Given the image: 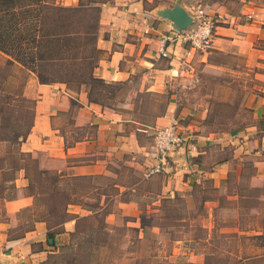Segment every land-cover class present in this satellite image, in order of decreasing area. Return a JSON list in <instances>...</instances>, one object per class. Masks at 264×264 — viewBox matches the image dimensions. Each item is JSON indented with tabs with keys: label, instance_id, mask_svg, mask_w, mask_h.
<instances>
[{
	"label": "crops",
	"instance_id": "0c3cea01",
	"mask_svg": "<svg viewBox=\"0 0 264 264\" xmlns=\"http://www.w3.org/2000/svg\"><path fill=\"white\" fill-rule=\"evenodd\" d=\"M54 1L73 7L79 0ZM176 2L193 22L199 10L216 20L210 49L197 53L196 59L206 68L219 69L220 66L207 63L211 53L242 57L246 66L256 71L257 80L264 83V0H112L102 4L97 35L102 56L94 75L106 83H125L131 89L127 99L124 97L115 109L88 102L83 88L76 93L62 83L40 84L34 73L0 53L5 65L11 61L15 76L25 75L22 95L35 102L32 127L18 152L33 154L38 170L66 179H91V187L86 188L88 185L83 183L85 187L79 189L78 198L86 201L89 194L96 195L100 206L108 212L107 223L116 215L109 209L111 205L128 212L137 209L132 198L124 201L120 197L126 193L131 197L130 192H135L132 186L141 183L160 180L147 205L152 213L158 211L163 199L183 192L188 200L195 199L199 189L211 187L212 191L203 197L208 226L216 212L226 214L222 201L234 205L229 211L239 216L235 210L238 202L245 195L255 196L254 192L264 183V96L251 100V123L246 126L224 132L207 129L208 102L194 97L199 82L184 92L177 87L185 81L178 79L189 75L182 66L187 48L179 39L182 32H175L169 21L156 15L158 10L169 9ZM176 72L178 77L174 78ZM135 81L139 82L138 87L131 86ZM131 94H154L167 100L164 115L155 120L152 128L139 130L132 122L136 110ZM69 115L70 120L59 125L61 117ZM174 121L190 133V142L168 159L163 176L145 181L147 169L155 163L153 142H149L151 130ZM17 150L0 141V264H40L65 244L64 238L75 230V220L62 225L64 233L55 236L54 246H50L53 240L47 239L45 223L35 222L27 228L32 224L28 210L34 198L26 194L25 171L11 168V157ZM120 163L138 174L139 183L124 186L115 182V168ZM247 167L252 169L249 179L242 178ZM100 180L109 181L110 185L104 188ZM106 188L115 194L106 192ZM258 199L264 201V195L260 194ZM67 212L78 217L90 215L79 204L68 205ZM237 226H222L221 230L235 232ZM11 233L14 234L10 236ZM192 258L191 262L202 263L201 257L191 254Z\"/></svg>",
	"mask_w": 264,
	"mask_h": 264
},
{
	"label": "trees",
	"instance_id": "16d2710c",
	"mask_svg": "<svg viewBox=\"0 0 264 264\" xmlns=\"http://www.w3.org/2000/svg\"><path fill=\"white\" fill-rule=\"evenodd\" d=\"M110 1L112 0H79L76 6L65 7L56 4L54 0H0V53L34 73L40 84L62 83L76 93L83 88L88 102L102 108L115 109L123 103L122 95L128 91L127 84L106 83L94 75L102 56V52L97 48L100 6ZM11 64V61L7 64L10 69ZM15 79L11 70L0 75V107L3 106L1 108L3 112H0V141L8 143L17 150L26 140L32 127L35 102L23 97V81L16 87ZM137 96L141 95L137 94ZM142 96L153 98L141 100L139 103L133 100L136 111L132 122L137 124V129L147 130L153 127L157 118L164 115L167 100L154 94ZM25 103L30 105V118L27 124H22V117L19 113H14L15 109L21 108ZM15 152L11 157V168L16 170L22 168L25 171L28 180L26 194L34 198V204L28 210L32 218V224L27 227L28 229L32 228L35 222L45 223L47 239H52L53 243L50 246H54L55 236L64 233L62 225L72 218L75 220V230L69 234L70 239L92 230L96 233L98 228H105L108 212L100 206L96 195L86 196L89 200H93V203H83L78 198L81 197L79 189L85 187L83 183L88 185L91 179H66L57 173L38 170L37 159L33 154L20 153L18 150ZM251 170L247 167L242 178L249 179ZM90 187L91 185H88L86 188ZM262 188L263 186L254 192L255 196L245 195L246 198L238 202L239 209L243 208L240 205L245 207L249 204L250 207L256 206V202H264L258 199L260 194L264 195ZM176 197L178 196L175 195L173 199ZM203 197L201 203L205 200ZM164 200L170 199H163L161 203ZM73 204H79L90 215L78 217L69 214L67 206ZM251 219L255 221L253 229L237 226V231L233 234L245 236L251 230H255L264 235V217L259 214ZM89 221H94L96 226L88 225ZM256 222H259L260 226ZM253 238L256 241L260 237L254 235ZM71 247V243H67V246L62 245L40 264L90 262L87 261L85 254L79 255L76 247L70 250ZM61 249L66 251H60ZM241 256L228 264H246L249 261L264 259L262 253L255 255L245 253Z\"/></svg>",
	"mask_w": 264,
	"mask_h": 264
},
{
	"label": "rangeland",
	"instance_id": "374dc122",
	"mask_svg": "<svg viewBox=\"0 0 264 264\" xmlns=\"http://www.w3.org/2000/svg\"><path fill=\"white\" fill-rule=\"evenodd\" d=\"M64 1L71 2L72 0ZM207 63L220 67L219 69L206 68L205 64L199 61V58H195L191 63L193 76L199 81L194 97L199 96L208 102L207 129L224 132L242 128L251 123L250 102L254 97L264 96V83L257 80L256 71L247 67L242 57L220 53H211ZM182 66L188 70L187 64L183 63ZM11 69L3 63V58L0 56V75L9 72ZM15 77L14 84L16 87L26 78L21 73L16 74ZM138 84L139 82L135 81L132 82L131 86L138 87ZM128 92H131V89L122 95V99L124 97L127 99ZM131 95L136 102L153 98ZM2 107L1 105L0 112H3ZM15 110L14 114L19 113L22 117L21 123L27 124L30 118V105L25 103L21 108ZM70 117V115L61 117L59 125L67 122ZM149 142L152 143V140L150 139ZM126 166L120 163L115 168L118 172L117 178L113 179L118 184L131 186L138 182V174ZM164 173H166V169L164 172H160V175L163 176ZM147 180L145 178V181ZM100 182L104 188L110 185L109 181L100 180ZM159 183L160 180L157 179L151 184L145 182L132 186L135 188L134 193L130 192L132 196L129 197L126 193L120 199L127 201L132 198L136 203V210L132 212L118 210L117 205L115 207L111 205L109 209L114 210L116 215L110 220V223L105 220L104 229L98 228L96 233H93L92 230L87 234L77 235L74 239L64 238L62 243L65 244L63 246L71 243L70 250L76 247L79 255H86L87 261H90L88 264H198L191 262L194 260V258L191 259V254L201 257V264H228L236 261V257H242L241 255L245 253L250 255L264 254V235L262 232L251 230L249 234L243 236L242 234H233L234 231L232 230H221L222 226L235 225L240 226V228L253 229L255 221L253 222L251 218L259 214L262 215V218L264 217V202H256V206L250 207H248L249 204H246L245 207L240 205L243 206V208L241 207L242 210L238 209L237 206L235 210L239 216L238 214L234 216V212L229 211L234 205L222 201L223 208H226L224 211H227L226 214L216 212V217L208 226L209 222L204 211L206 208L200 200L205 195L204 193L212 191L211 187L205 186L204 190L199 189L195 194L197 197L195 199L188 200L186 195H183L185 192H183L181 195H177L176 199L172 197L169 198L170 200H164L157 206L159 211L152 213L147 205L151 202L149 199L153 196L151 193L156 192ZM105 191L113 192L109 188H106ZM148 192L150 194H147ZM262 192H264V185ZM211 194L215 195V193ZM82 202L93 203L94 201L83 200ZM256 223L259 224V222ZM87 224L96 226L94 221H89ZM21 233L17 232L16 234ZM13 234L11 233L10 236ZM254 235L260 238L255 241ZM59 247L61 248V246ZM60 251L66 250L61 249ZM246 264H264V259L249 261Z\"/></svg>",
	"mask_w": 264,
	"mask_h": 264
},
{
	"label": "built area",
	"instance_id": "2783aa9c",
	"mask_svg": "<svg viewBox=\"0 0 264 264\" xmlns=\"http://www.w3.org/2000/svg\"><path fill=\"white\" fill-rule=\"evenodd\" d=\"M196 21L193 22V28H189L183 31L179 35V39L187 44L185 50L183 63L188 67L189 72L185 81L181 82L177 87L181 91H188L192 89L199 81L198 78L193 76V68L191 63L193 62L195 55L199 52H207L210 49L212 41V30L216 24V20L213 17H208L202 10L196 13ZM191 26V27H192ZM161 54L164 56L163 51ZM178 74L174 75L177 78ZM153 145L152 150L154 153L155 163L145 173V178H150L154 175L160 174L164 171V167L167 165L168 159L172 154L189 140L190 133H187L181 128L175 121L169 126L153 128L150 133Z\"/></svg>",
	"mask_w": 264,
	"mask_h": 264
},
{
	"label": "water",
	"instance_id": "95a60500",
	"mask_svg": "<svg viewBox=\"0 0 264 264\" xmlns=\"http://www.w3.org/2000/svg\"><path fill=\"white\" fill-rule=\"evenodd\" d=\"M157 17L167 20L171 23L172 29L175 32H183L188 30L193 25V18L176 2L169 9L158 10ZM52 241L49 240V243Z\"/></svg>",
	"mask_w": 264,
	"mask_h": 264
}]
</instances>
